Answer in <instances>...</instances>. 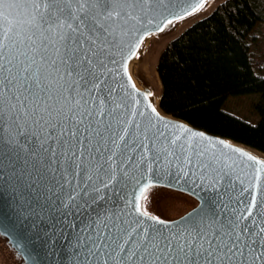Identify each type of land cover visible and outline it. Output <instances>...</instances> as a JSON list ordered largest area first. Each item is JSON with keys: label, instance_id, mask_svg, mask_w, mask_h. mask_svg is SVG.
I'll return each mask as SVG.
<instances>
[{"label": "snow or ice", "instance_id": "1", "mask_svg": "<svg viewBox=\"0 0 264 264\" xmlns=\"http://www.w3.org/2000/svg\"><path fill=\"white\" fill-rule=\"evenodd\" d=\"M161 2L0 0V153L10 158L12 149L29 145L56 180V200L65 209L87 204L86 197L102 199L104 189L143 169L133 200L124 198L130 213L106 212L83 228L75 225L81 264H264V160L232 149L256 166L247 185L233 179V165L197 148L198 140L210 139L205 133L173 123L169 135L153 121L164 118L151 102L146 117L134 107L139 101L126 99L112 83L111 65L118 63L129 25L143 24ZM142 95L149 100L154 93ZM161 172L178 180L197 172L213 176V203L182 218L180 231L157 227L172 222L149 213L144 203ZM2 198L0 192V212Z\"/></svg>", "mask_w": 264, "mask_h": 264}, {"label": "water", "instance_id": "2", "mask_svg": "<svg viewBox=\"0 0 264 264\" xmlns=\"http://www.w3.org/2000/svg\"><path fill=\"white\" fill-rule=\"evenodd\" d=\"M215 1L217 0H206L205 6L194 12L193 9L198 7L200 0H162L160 11L154 15L149 14L143 24L133 22L129 25L131 30L123 36L122 49L115 54L118 63L111 65L114 77L112 83L116 85L121 94L125 95L126 99L139 101L138 105H134V107L138 111H143L146 117L149 115L146 105L149 102L152 103V101L151 97L149 100H144L142 94L151 92L155 95V89L157 90V88L148 80L146 73H140L138 68H136V78L130 70L131 62L137 58L138 65H142L144 56L140 54V51L148 38L177 29L183 21L209 11ZM148 19L153 22L148 23ZM168 21H173V23L169 24ZM161 28L164 31H160ZM133 53L137 55L133 56ZM125 65L127 66V73L131 75V80L125 74ZM143 77L145 81L141 80ZM135 78L139 83L136 82ZM133 83L136 86L135 89L132 88ZM160 99L161 93L159 106L162 111H159L157 107L156 109L164 119L161 122L153 116V121L160 128L171 135L174 131L171 129V124L179 123L193 131L205 133L210 139L208 141L198 140L197 148L206 151V158H210L215 153L217 158L233 165L235 169L233 179L239 176L245 185L254 180L256 166L253 162L248 161L246 157L233 152L232 149H239L260 160H264V156L258 152L264 154L263 151L228 137L210 133L184 119L167 113L162 109ZM137 119L139 120L140 117H137ZM165 123L169 125L167 129L164 128ZM221 140L230 147L225 148L221 145L219 143ZM213 143L215 144L214 148L210 146ZM29 144H31V141H29ZM4 151L9 150L4 149ZM0 161H2L0 167H2L4 173L0 177V192L3 194V210L0 212V246L4 247V252L8 258H11H9L11 264H81L84 250L82 242L80 245L76 242L78 232L75 225H80L83 228L90 225L97 216L104 217L106 212L109 215L113 212L118 214L122 212L130 213L132 207L130 204H126L124 198L127 197L128 201L133 200L134 190L143 183V169H132L129 171L127 182L113 188L104 189L100 194L103 197L102 199L92 201L86 197L87 204L81 202L79 208L65 209L60 207L56 200V194L61 191L56 180L49 176L43 167L37 163L34 150L29 145L12 149L10 158L4 157L0 153ZM167 167V162H165V168ZM171 170L176 171L174 167ZM198 178L203 180V186L197 182ZM212 179L211 174L204 175L199 172L196 176L187 180L183 177L178 180L175 176L167 175L164 172L153 176L156 186L149 189L148 200L144 203L149 213L160 217L164 221L172 222L168 225H157V227L162 230L180 231L184 226L182 218L201 207L205 202L211 205L213 203L212 198L216 195L210 187ZM33 184L35 187H30ZM261 187L264 188V174L261 176ZM166 191L185 196L191 199L194 204L175 218L169 219L154 213L150 207V199L154 192ZM135 194L138 195V192ZM65 212L68 214L65 215ZM78 247L80 248L79 252L76 251Z\"/></svg>", "mask_w": 264, "mask_h": 264}, {"label": "trees", "instance_id": "3", "mask_svg": "<svg viewBox=\"0 0 264 264\" xmlns=\"http://www.w3.org/2000/svg\"><path fill=\"white\" fill-rule=\"evenodd\" d=\"M258 23L264 0H225L166 45L157 72L164 111L264 152V67L252 49ZM253 93L255 121L226 109L229 96Z\"/></svg>", "mask_w": 264, "mask_h": 264}, {"label": "rangeland", "instance_id": "4", "mask_svg": "<svg viewBox=\"0 0 264 264\" xmlns=\"http://www.w3.org/2000/svg\"><path fill=\"white\" fill-rule=\"evenodd\" d=\"M223 1L225 0L215 1L210 7L209 11H205L202 14H198L195 17L183 21L178 25L177 29L175 28L169 33L158 34L153 38H150L147 48L145 49L144 53L141 54L142 56H144L142 65H138V60L135 64V67L133 69V73L135 74L134 76L137 78L136 68L140 70V73L145 72L148 80L153 85H156L157 90L155 89V92L160 94L162 90V84L157 72V63L162 50L172 39L180 35L186 28H188L197 20L204 18L205 16L210 14ZM256 29V44L255 49L252 44V49L253 51H256L255 56L258 57L260 70L262 71L264 67V24L258 23L257 27H255V30ZM141 80L145 81V78L143 77L141 78ZM136 81L138 82L137 79ZM258 97V93L231 95L228 97L225 103V107L227 110L233 112L238 116H241L242 118H245L249 121H255L256 119H258V115H256L255 112L254 102L258 99ZM193 204L194 203L191 201V199L169 191L154 192L152 198L150 199V207L152 208L153 212L169 219L178 217L186 210H188ZM3 248L0 246V264H11V258H8V256L4 252L5 249Z\"/></svg>", "mask_w": 264, "mask_h": 264}, {"label": "bare ground", "instance_id": "5", "mask_svg": "<svg viewBox=\"0 0 264 264\" xmlns=\"http://www.w3.org/2000/svg\"><path fill=\"white\" fill-rule=\"evenodd\" d=\"M149 41H150L149 38L145 41V43H144V45H143V47H142V49H141V51H140V54L144 53L145 49L147 48V45H148ZM136 63H137V58H136L135 60H133V61L131 62V64H130V70H131L132 72H133V69H134ZM135 80H136V79H135ZM136 82H137V81H136ZM137 83H138V82H137ZM159 96H160V94H158V93L155 92V95H153V96L151 97V101H152V103L155 105V107H157V109H158L159 111H162L161 108H160V106H159ZM258 153L261 154L262 156H264V154H262V153H260V152H258Z\"/></svg>", "mask_w": 264, "mask_h": 264}]
</instances>
